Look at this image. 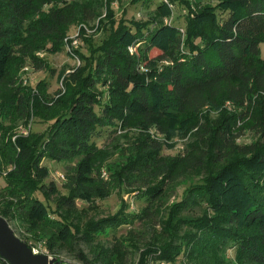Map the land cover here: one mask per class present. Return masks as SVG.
<instances>
[{"label":"trees","instance_id":"16d2710c","mask_svg":"<svg viewBox=\"0 0 264 264\" xmlns=\"http://www.w3.org/2000/svg\"><path fill=\"white\" fill-rule=\"evenodd\" d=\"M170 1L186 9L185 26L164 21L173 14L165 3L147 20H129L124 10L118 17L114 0H89L81 11L62 0L46 12L43 5L51 0H0V175L7 181L5 190L0 187V216L9 223L23 220L26 232L49 253L87 244L89 253L76 251L84 264H128L134 251L135 264H173L183 255L182 264H264V0ZM96 19L107 36L94 44L80 28L90 48L85 53L72 47L82 63L60 72L55 93L44 80L36 87L16 81L24 57L38 70L55 72L38 50L61 52L71 26ZM154 49L159 53L152 56ZM227 100L237 104L235 112L222 110ZM206 107L223 115L215 127H206L207 156L198 162L192 157L161 161V149L173 148ZM35 116L49 123L43 133L32 131ZM239 120L242 125L250 120L256 132L251 144L237 143ZM118 124L135 126L141 134L114 180L132 185L154 168L145 180L159 181L139 195L147 201L142 210L130 212L122 201L114 215L84 221L77 215L86 211L81 203L112 194L111 183L95 175L103 150L95 138L116 132ZM21 126L29 133H20ZM45 160L73 164L63 184L66 193L55 181L46 183L51 169ZM191 168L205 170L203 182L163 213L159 205L167 182ZM202 204V215L185 212ZM137 221L152 225L149 235L131 230L112 244L97 238L100 231ZM19 237L34 247L26 235ZM0 264L9 263L0 256Z\"/></svg>","mask_w":264,"mask_h":264},{"label":"rangeland","instance_id":"374dc122","mask_svg":"<svg viewBox=\"0 0 264 264\" xmlns=\"http://www.w3.org/2000/svg\"><path fill=\"white\" fill-rule=\"evenodd\" d=\"M52 3L43 5L42 11L46 12L52 7L60 5L62 0H51ZM71 4H75L77 8L81 11L83 6L89 3V0H67ZM194 3L201 2L216 4L218 0H192ZM159 0L144 2L140 0L139 2H134L133 0H116L113 7L117 11L118 17L123 15V10L127 19H142L147 20L150 16L153 15L156 6L158 5ZM182 7L176 5L174 11L173 22L179 26L186 25V18L184 15ZM104 16V15H102ZM99 19L89 23H82L83 20L69 29V36L76 35L79 33V29L83 26L84 36L91 37L94 44H100L103 39L107 36L105 30H98ZM84 25L87 27L85 28ZM109 28V27H108ZM81 32V29H80ZM85 38L80 34L79 48L87 53L89 45H86L84 42ZM261 56L264 58V42L260 44ZM159 51L157 49L152 50L151 55H157ZM40 58H43L47 63L55 70L51 72L50 70H38L34 67L29 57H24L21 64L18 65L17 79L16 81L27 84V86L36 87L39 81L44 80L48 84L49 93H55L61 87V80L59 78L60 72L65 70L66 73H70L78 65H81V61L76 57H73L69 52L68 48L65 46L61 52L57 54H51L44 50H38L37 52ZM237 104L229 100L225 101L222 104V110H226L229 113H233L237 109ZM256 110V106L252 107V111ZM210 111V112H209ZM221 111L210 109L206 107L203 109L202 113L199 114L197 122L191 129L187 132L184 137H178L174 140V147L168 148L164 146L160 151V160L163 162L174 161L177 158H187L192 157L195 161H200L202 158H205L208 154L209 149V135L206 130V127H215L218 122L222 120ZM32 131L34 132H44L49 123L43 121L40 117L35 116L32 120ZM22 123V121H18ZM244 125V126H243ZM242 125V121L239 120L236 130H242L237 139V143H247L251 144L256 139L255 130L251 129L250 120L246 121ZM118 129L116 132L112 130H105L99 137L95 138V141L99 146L103 148L100 155L98 156V163L95 169L96 178L99 181H107L111 183L112 194L106 199H97L92 204L81 203V208H86L85 212H77V215H81V218L85 221L88 218H94L96 221L101 220L104 217L114 215L121 207L122 201L129 205L128 211H140L146 205L147 201L139 197L142 192H144L151 185H156L159 180H145L146 177H150L153 173L154 168L148 170L147 172L138 175L137 179L130 182L118 183L114 178H117L120 175V171L124 165L130 162V158L134 153V147L136 143L139 142L141 132L135 126H131L127 129H123L119 124L117 125ZM108 129V128H107ZM25 130H28L24 133ZM30 129L25 127H20L19 132L28 134ZM45 165L49 166L51 169V175L46 179V183L55 181L62 193H66V190L63 187L64 182L66 181V175L68 168L73 164L71 163H59L50 160L44 161ZM156 166V165H155ZM59 173H62L65 176V179L59 176ZM206 175L205 170H196L191 168L188 170V173L181 172L175 181L167 182L166 194L159 205V208L163 213L167 212V209L175 202L183 200L187 195V190L198 183H202ZM5 174L0 175V187L2 189L7 188V181L4 178ZM146 183V184H144ZM36 196L44 199V196L41 192H37ZM46 201V199H44ZM55 199L52 198L49 200V204L54 207ZM91 205V206H89ZM83 206V207H82ZM204 204L197 206L191 210L185 211L186 213H193L196 216L202 215ZM80 208V209H81ZM11 227L16 231L18 236L26 235L28 240L32 243L33 246L39 245V241L35 240L37 237L33 233L26 232V223L20 218L17 220H12L10 222ZM152 225L146 222L145 225H142L140 222H135L133 225H126L120 227L118 230L107 229L106 232H98V240L105 242L107 244H112L115 237H120L126 235L129 231H134L137 235L145 237L151 232ZM35 237V238H34ZM84 250L86 253L90 252V248L87 244H81V246H76L75 250H71L68 247L65 248H56V253H49L53 257L59 258L63 264H84L80 258L77 256L76 251L79 248ZM42 252H47L48 250L45 247L41 248ZM45 250V251H44ZM139 253L134 251L129 256L128 264H135L138 260ZM229 257H234L233 250H229ZM186 258L179 256L173 264H182L181 262ZM172 264V263H171Z\"/></svg>","mask_w":264,"mask_h":264},{"label":"water","instance_id":"95a60500","mask_svg":"<svg viewBox=\"0 0 264 264\" xmlns=\"http://www.w3.org/2000/svg\"><path fill=\"white\" fill-rule=\"evenodd\" d=\"M0 256L9 264H63L62 261L46 253H34L11 227L9 221L0 216Z\"/></svg>","mask_w":264,"mask_h":264},{"label":"built area","instance_id":"2783aa9c","mask_svg":"<svg viewBox=\"0 0 264 264\" xmlns=\"http://www.w3.org/2000/svg\"><path fill=\"white\" fill-rule=\"evenodd\" d=\"M151 1H156V0H151ZM115 2H116V0H114V2H113L114 5H115ZM159 2L160 3H165V4L169 5V7L173 10L172 16L171 17H167V18L164 19V21L166 23H172L176 5L173 4L170 0H159ZM183 12L186 13V9H184ZM84 27L86 28L87 26L84 25ZM182 31H184L183 28H182ZM70 40H72V42H70ZM66 41H67L66 47L68 48V50H69L70 53H73V51H72L73 48L72 47L79 48V46H80L79 44L81 43V41H80V29H79V33H77L76 35L68 36L66 38ZM129 49H130V51L132 53H134V51L136 50V47L135 46H130ZM76 58L79 59L77 56H76ZM27 131L28 130H25L24 133H26ZM59 176H61V177H63L65 179V176L62 173H59ZM42 247H44V246L42 244H39L37 246H34L32 249H33L34 253L40 254L41 251H42L41 250ZM42 253H44V252H42ZM45 253L46 254H49L48 251L45 252ZM149 264H171V263L166 262V261H162V260H158V261H152Z\"/></svg>","mask_w":264,"mask_h":264}]
</instances>
